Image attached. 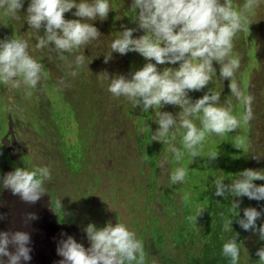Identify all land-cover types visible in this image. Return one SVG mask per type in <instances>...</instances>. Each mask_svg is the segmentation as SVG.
Wrapping results in <instances>:
<instances>
[{"label": "clouds", "instance_id": "clouds-1", "mask_svg": "<svg viewBox=\"0 0 264 264\" xmlns=\"http://www.w3.org/2000/svg\"><path fill=\"white\" fill-rule=\"evenodd\" d=\"M232 1L132 0L129 11L144 35L134 38L135 29H121L104 62L113 53H130L137 60L135 72L130 78H104L112 97H122L142 112L157 110L153 140L162 144L127 174L141 179L132 191L143 197L138 213L126 210L125 223L109 213L103 228L89 223L84 229L87 249L71 236L61 240L60 264H146L148 259L165 264L159 236L178 241L192 220L210 240L221 241L224 264H264V151L257 142H264V7L259 8L264 0H246L239 10ZM24 2L0 0L3 17L19 19ZM73 9L78 19L66 20L64 14ZM110 10V0H30L26 21L34 33L43 29L36 49L54 51L74 79L85 67L84 49L101 36L93 22L106 20ZM249 20L255 24H246ZM143 58L148 62L139 69ZM165 65L169 68L158 71ZM46 75L44 65L30 55L28 41L0 39V85L23 89L27 98ZM67 86L58 82V88ZM164 105L178 115L159 111ZM177 135L180 145L175 147ZM212 135L215 148L206 141ZM124 145L125 157L108 149L86 167L93 172L109 155L132 163L138 147ZM207 157H217L218 167ZM224 172L226 179L221 178ZM51 178L50 166L16 168L0 179V189L35 204L47 193ZM100 189V199L115 194L111 185ZM170 202L175 203L172 213ZM86 207L92 209V204ZM56 208L61 210L60 200ZM58 213L49 220L38 218L26 232H0V264H29L31 256L60 240L57 234H69L67 215L55 219ZM36 218L29 214L26 221ZM213 263L215 259L198 264Z\"/></svg>", "mask_w": 264, "mask_h": 264}, {"label": "rangeland", "instance_id": "rangeland-1", "mask_svg": "<svg viewBox=\"0 0 264 264\" xmlns=\"http://www.w3.org/2000/svg\"><path fill=\"white\" fill-rule=\"evenodd\" d=\"M234 2L240 4V7L243 5V0ZM29 3L30 0H25L23 7L17 14L19 19L8 20L1 13L0 39L15 37L28 41L30 55L44 65L47 75L38 84L33 94L27 98L23 89L13 90L0 85V179L3 178L7 167L10 169L17 168L11 158L19 162L21 169H30L33 166H50L52 178L45 184L47 193L33 205L39 203L37 205L45 210L49 201L52 203L55 200H60L61 202L62 199L57 198L59 194L63 197H69L70 193L75 192L73 189L78 184H82L87 187L83 189L82 195L78 193L77 204L71 205L70 200H66V203L62 201L61 210H57L56 205H54L55 212H59L56 218L67 215V222L72 221L84 227L89 223L99 224L100 228H103L108 223L106 211L108 209L112 211L111 205H113L114 214L119 215V220L125 223L126 210H130V214L138 213L137 209L143 203V197L132 192L141 181L140 177L127 174L136 170L141 159L151 156L152 152L158 151L162 144L160 141L153 140V134L158 129L156 123L157 110L150 109V116H148V112H142L141 107L133 108L126 99L112 97L107 91L109 81L104 78L105 74L109 78L115 75H124L130 78L132 75L130 70L135 72L136 67L134 65L137 60L134 57L130 58L128 55L130 53L124 56L113 53V58L108 63L104 62V55L110 51V44L118 36L121 29H135L134 38H139L144 33L143 30L139 29L138 24L134 21V15L129 11L131 1L110 0L112 10H110L107 19L93 22L101 36L84 49L85 67L74 79L67 75L68 69L64 61L60 60L54 51L36 49V36H43V29L40 33H34L27 24ZM121 5L123 8H119ZM263 7L264 5H261L259 8ZM73 12L75 9L65 13L64 18L78 19L72 15ZM131 24H134L133 27ZM246 24L255 23L250 20ZM76 54H79V51ZM64 55L69 61L74 59V56H68L67 53ZM142 61L138 59L139 69L148 62L144 58ZM167 66L158 68V71H163ZM61 80H64L68 86L58 88V82ZM159 111L168 112L174 117L179 113L177 110L172 111L171 105H164ZM131 129L135 135L130 133ZM7 134L10 135L9 141H4ZM206 141L212 148L216 147L215 135L210 136ZM257 142L264 151V142L260 139H257ZM125 143L130 148L138 147L136 159L133 153L135 160L132 163H129L126 158L109 155V158L101 161L93 172H90L86 167L96 164L98 154L108 151V149H118L121 155L125 157ZM177 145H180L179 135H177L172 146L176 147ZM6 148L12 152L11 158ZM207 159L209 158L207 157ZM63 160L65 164L62 163ZM164 162L168 163L166 160ZM209 162L211 166L218 167L217 157L209 159ZM64 165L71 170L69 175L63 173ZM11 172L13 171H7L6 175ZM68 176L71 179L69 189L64 190L63 194L61 186ZM109 176H113L112 181L118 187L116 196L111 195L100 199L98 193L101 196L104 193L101 189L97 192L96 185L101 180L106 186ZM228 177L227 172L221 174L222 179ZM49 186L52 189L51 197L58 192L56 197H49ZM9 192V196L12 195L11 200L14 202L21 200L18 195L13 196L8 189L7 194ZM186 193H190L194 198L192 189L186 190ZM6 196L0 198V211L5 205L3 199ZM149 198L151 199L152 195L149 194ZM87 199H96L98 204L92 205V209L87 208ZM40 203L42 204L40 205ZM167 208L168 212L172 213L175 203H168ZM112 212L108 213L112 214ZM14 214L17 213L9 212L6 209L4 212H0V216L4 217L3 220H0V225L4 224L5 217L10 221V217ZM29 214L38 216L40 219L39 216L46 213L24 212V226L29 222L26 221ZM173 219V217H168V220ZM68 229L69 234L66 232L57 234L60 240L52 245L53 256L59 242L68 236L81 243L85 249L90 247L84 233L75 228ZM9 230L10 224L0 227V232H8ZM159 240L160 245L164 246L159 250L162 251V256L166 258L165 264H198L199 262L205 263L210 259H215L217 264H224L219 258L221 241L210 240V236L205 231H201L194 220L190 222L186 231L178 235V241L172 240L171 237L164 239L162 235L159 236ZM152 242L153 239L149 241V245ZM249 242L251 243L252 239ZM154 244L158 245V242L155 241ZM38 260L39 256L35 262ZM146 264H152V261L148 259Z\"/></svg>", "mask_w": 264, "mask_h": 264}, {"label": "bare ground", "instance_id": "bare-ground-1", "mask_svg": "<svg viewBox=\"0 0 264 264\" xmlns=\"http://www.w3.org/2000/svg\"><path fill=\"white\" fill-rule=\"evenodd\" d=\"M130 1L132 3V0H130ZM234 1H237V0H234ZM234 1H232L233 2V7L235 9L239 10L240 4H238V3L234 2ZM245 2H246V0H243V4ZM119 8H123V5L119 6ZM1 11L2 10H0V23H1V13H2ZM128 13H129V11L127 12V14ZM8 20H9V18H8ZM66 20H71V18L70 17H67ZM249 22H250V20L247 23H249ZM133 25L131 24L132 27H133ZM167 68H169V66H167L166 69ZM130 71L132 73H134V71H132V70H130ZM97 101H99V100H97ZM148 116H150V109L148 111ZM130 133L133 134V135H135V132H133L132 129H131ZM9 137H10V135L7 134V136L4 139V141H9ZM6 149L8 151L9 156H10L12 154V152L8 148H6ZM10 158H11V156H10ZM11 161L16 164V167L17 168H20L19 162H17L16 160H14L12 158H11ZM62 163H64V160H63ZM14 170L15 169H10V168L7 167L5 169V171H4L3 177L6 175V172L7 171H14ZM69 171H71V170L68 168V166L64 165V167H63V173H66V174L69 175ZM113 175H115V174H113ZM109 177L111 179L109 178L108 183H106L105 185H111L112 189L115 192V194L113 195L115 197L116 196V192L118 190V187H117L116 183H114L112 181V177L113 176H109ZM70 181H71V179L68 176L67 179H66V181L62 183L61 190H63V194H64V190L69 189ZM75 185H77V183H75ZM103 186H104L103 185V182L100 180V182L96 185L97 192H99L100 191V188H102ZM85 187H87V186H84L82 184H78L77 187L75 189H73V190H75V192L74 193H70V196L69 197H66V196L63 197L61 194H59V196H57L58 195V192L54 196L55 197L57 196V198H61L64 203H66V200H68V201L70 200L71 205H74V204H77L78 203V193L82 195V191H83V189H85ZM48 189L50 190V193H49L50 196L49 197H51V190H52L51 189V186H49ZM7 192H8V189H0V198H2V197H4V196L7 195L6 198L3 199L5 205L2 206L0 212H4L5 209H6L9 212L17 213V214H14V215H12L10 217V221L7 219V217H5L4 224L3 225H0V227H5V226H9V224H10V230L8 232H16V231H24V232H26L25 231V229H26L25 227L27 225H30V223H32L33 221H35V220H31L28 223H26V225L24 226V224H23V213L24 212H27V213H29V212L36 213L37 212V214L38 213H44L45 212L46 214L39 216L40 218H44L45 220L51 219L52 216L56 213L55 212L54 205H56V201L57 200H55L52 203L49 201L48 202V206L46 207L47 209L44 210V208H40L41 206L39 207L37 205L39 203H37L36 205H33V204L30 205L29 203H26V202H24L22 200H20V201L18 200L19 202H14V200H11L12 195L9 196L10 192L8 194H7ZM54 196H52V197H54ZM15 197H16V195H15ZM43 197H44V195H43ZM15 201H16V199H15ZM88 202H90L92 205L98 204V201L96 199H87L86 200V203H88ZM41 204L42 203H40V205ZM111 209H112L113 212L110 209H108L106 211L107 214H108V217H109V213L108 212H112L113 215L115 213L114 208H113V205H111ZM37 219H38V216H37L36 220ZM55 219H56V216H55ZM108 223H109V221H108ZM95 226L100 228L99 224L98 225H95ZM86 227L87 226L84 227V226H81V225H79V224H77L75 222H72V221L71 222L70 221L68 222V228H75L79 232L84 233V235H86V233L84 231V229ZM10 251H11V249H10ZM50 251H51V253H50ZM30 255H31V253H30ZM38 256H39V260H38V262H35ZM61 260H62V257H60V256L57 255V250L55 251L54 256H53L52 255V245H48V251H42V252H39L38 255H35L33 257L31 256V260H30L29 264H59V262Z\"/></svg>", "mask_w": 264, "mask_h": 264}, {"label": "trees", "instance_id": "trees-1", "mask_svg": "<svg viewBox=\"0 0 264 264\" xmlns=\"http://www.w3.org/2000/svg\"><path fill=\"white\" fill-rule=\"evenodd\" d=\"M214 264V263H213Z\"/></svg>", "mask_w": 264, "mask_h": 264}]
</instances>
